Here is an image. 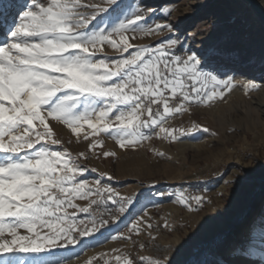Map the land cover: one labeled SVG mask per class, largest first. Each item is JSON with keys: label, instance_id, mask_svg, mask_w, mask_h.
<instances>
[{"label": "snow or ice", "instance_id": "1", "mask_svg": "<svg viewBox=\"0 0 264 264\" xmlns=\"http://www.w3.org/2000/svg\"><path fill=\"white\" fill-rule=\"evenodd\" d=\"M196 7L209 9L205 28L189 34L170 19L167 5L152 8L142 0H0V264H71L108 240L124 251L113 248L84 264H180L176 258L190 237L158 248L164 254L155 259L140 251L160 233L178 230L166 219L151 222L148 213L166 193L122 196L112 176L85 162L117 155L103 147L108 138L121 150H136L153 136L182 142L199 125L172 128L169 122L228 103L237 83L236 70L217 60L242 53L258 38L264 61V0H207ZM218 32L237 47L198 40ZM240 78L245 90L264 86V78ZM73 136L84 145L75 155ZM239 160L249 167L235 163L227 179L214 174L229 197L264 169L251 152ZM214 190L167 195L198 213L211 204L204 193ZM217 195L225 198L222 190ZM145 196L149 203L137 211ZM197 255L183 264H264V213L249 223L242 241L222 252L204 246Z\"/></svg>", "mask_w": 264, "mask_h": 264}, {"label": "rangeland", "instance_id": "2", "mask_svg": "<svg viewBox=\"0 0 264 264\" xmlns=\"http://www.w3.org/2000/svg\"><path fill=\"white\" fill-rule=\"evenodd\" d=\"M142 2L152 8L167 5L165 11L170 12V19L181 25L189 34L205 28L203 17L207 15L209 9L196 5L207 3V0H142ZM253 11L255 12L254 9ZM255 15L258 16L256 13ZM4 31L5 29L0 28V38H3ZM199 39L222 46L228 44V47L234 49L237 47L231 37L219 32L212 35L211 39L208 36L198 37ZM244 51L216 61L225 69L231 68L237 72V83L227 95L228 103H219L210 109L202 108L194 116L178 117L171 120L168 125L172 128L187 129L196 124L200 130L193 131L187 138H182V142L161 140L153 136L136 150L115 151L107 148L115 151L117 155L99 160L93 158L85 162L88 167H96L98 173L107 172L112 176L111 184L122 196L138 192L166 193L161 201L153 200L158 206L153 210L149 207L148 213L152 217L151 222L166 219L178 230L160 233L151 246L140 250L145 256L152 259L157 255L162 256L164 253L157 251L158 248L169 244L177 245L182 239L189 237V243L176 258L180 264L199 258L198 250L204 246L211 245L222 252L228 245L242 241L249 223L253 219L259 221L261 214L264 213V188L261 186L264 169L257 168L251 185L231 197L230 189L223 187L222 181L214 176L223 172L225 174L223 178H229L228 173L232 171L235 163H241L245 168L249 167L247 161L239 160L240 154L245 151L264 161V86L245 90V81L240 78L241 73L246 74L249 79L254 77L256 82L264 78V61L261 59L258 38L254 43L246 45ZM246 56H249V61L244 63ZM204 127L209 128V133L202 131ZM65 130L67 132L64 131L62 135L64 140H67L69 137H65L64 134H68L69 130L66 128ZM211 133H216L217 136L213 137ZM72 139L70 151L75 155L83 150L84 145L77 144L74 136ZM103 147H107L105 142ZM156 151L164 155L157 157ZM139 154L143 155L144 162L132 164L126 161L129 156ZM203 181L207 183H201ZM153 184L155 187H151ZM203 187L215 190L204 193L211 204L198 213L183 210L179 204L170 202L175 199V195H167V193L178 195L182 188L194 193V190ZM221 190L225 194L224 199L217 195ZM148 203L146 196L140 197L136 210ZM113 248L124 251L119 241L108 240L98 247L87 249L78 259L73 257L71 264H84L87 258L98 256L102 252L110 253ZM75 252L79 253L80 248L77 247ZM66 254L71 256L72 252Z\"/></svg>", "mask_w": 264, "mask_h": 264}, {"label": "crops", "instance_id": "3", "mask_svg": "<svg viewBox=\"0 0 264 264\" xmlns=\"http://www.w3.org/2000/svg\"><path fill=\"white\" fill-rule=\"evenodd\" d=\"M66 131V130H65ZM85 131H87V129H85ZM67 132V131H66ZM83 134V133H82ZM65 137L68 136V134H64ZM101 138L103 139L104 138V134H101ZM104 142L107 144V147L106 148H109V149H113L115 151H117L119 149V146L117 144H115V142L113 140H111L110 138L108 139H104ZM126 161H129L130 163H137V162H144V159H143V155L142 154H139V155H131L129 156ZM132 163V164H133ZM138 164V163H137ZM135 165V164H134ZM164 198V197H163ZM156 200L155 201H161L162 198H155ZM154 203V202H153ZM154 207H151V210H153Z\"/></svg>", "mask_w": 264, "mask_h": 264}, {"label": "bare ground", "instance_id": "4", "mask_svg": "<svg viewBox=\"0 0 264 264\" xmlns=\"http://www.w3.org/2000/svg\"><path fill=\"white\" fill-rule=\"evenodd\" d=\"M254 1V3L256 4V0H253ZM260 10V9H259ZM261 11V10H260ZM256 13V12H255ZM257 14V13H256ZM259 17H260V15L259 14H257ZM258 16H256V18H257V20L259 19V17ZM228 44H224L223 46H227ZM244 52H246V51H244ZM249 61V56H246L245 58H244V60H243V62L244 63H247Z\"/></svg>", "mask_w": 264, "mask_h": 264}, {"label": "water", "instance_id": "5", "mask_svg": "<svg viewBox=\"0 0 264 264\" xmlns=\"http://www.w3.org/2000/svg\"><path fill=\"white\" fill-rule=\"evenodd\" d=\"M249 3L252 4V5H255V3H254L253 0H249ZM254 10H255V12H256L257 14L261 15V11L259 10L258 7H255Z\"/></svg>", "mask_w": 264, "mask_h": 264}]
</instances>
